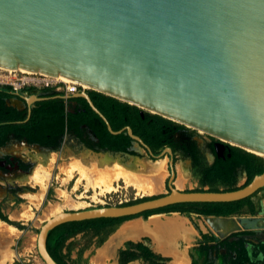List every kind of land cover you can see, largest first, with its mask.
Masks as SVG:
<instances>
[{
    "label": "water",
    "instance_id": "water-1",
    "mask_svg": "<svg viewBox=\"0 0 264 264\" xmlns=\"http://www.w3.org/2000/svg\"><path fill=\"white\" fill-rule=\"evenodd\" d=\"M0 67L85 85L88 89L74 96L86 102L110 135L124 132L152 159L170 150L153 155L130 128L112 131L86 91L135 107L141 116L200 131L263 161L261 174L232 191L183 192L171 186L170 159L166 194L46 220L35 241L43 264H57L45 240L60 224L133 218L178 204L235 202L264 186V0H0ZM19 99L27 106L26 118L30 105L47 100Z\"/></svg>",
    "mask_w": 264,
    "mask_h": 264
},
{
    "label": "rangeland",
    "instance_id": "rangeland-1",
    "mask_svg": "<svg viewBox=\"0 0 264 264\" xmlns=\"http://www.w3.org/2000/svg\"><path fill=\"white\" fill-rule=\"evenodd\" d=\"M56 88L57 90L64 89L62 85L52 89ZM79 90L82 89L79 88ZM13 101L14 99L7 101V104L17 109L23 107L22 103ZM174 142L177 144L184 142L203 149L204 145L209 143L210 140L202 132L183 127V129H179L174 133ZM6 147H9V149L13 147L11 149L15 151H2V148V150L0 149V158L7 157L11 162L16 158L27 165L28 168L26 171H21L15 165L6 166L4 162H0L2 167L0 170V216L8 222L23 228L18 230L15 226L9 225L18 230L19 233L15 235L13 233L10 237L11 240L0 246V263L3 260L2 256L7 253H13L12 261L7 264H43L36 251V235L40 226L46 220L58 214L100 206H115L141 198L160 196L167 192L165 189V182L168 179L167 157L162 156L158 159H152L136 143L131 144L128 153L121 154L89 152L72 136L68 135L63 136L55 150H45L16 142H8L4 148ZM17 151L18 153L14 154ZM175 160L172 164L174 178L171 186L178 191L195 189L197 183L189 175L188 163L178 157ZM146 168L155 170L156 178L159 179V181L158 179L156 181L158 186L156 193L144 194L132 186L125 185L122 182L123 180L118 179L112 182L114 191L100 196L98 188L85 190L86 179L82 178L79 180L81 173L78 170L86 171L96 181H101L102 177L103 179L105 177H113L114 172L121 171L128 176L152 183L153 175L145 171ZM34 169H40L41 172L49 174L50 181L48 180L46 183L47 188L45 187L41 200H38V197L36 199L30 198L41 194L43 190L40 183L18 181V179H22V177H25L24 175L31 173ZM182 169H184V173H181ZM244 180V174L236 171L235 186H242ZM250 201L254 206V215L243 214L230 217L225 221L237 217H256L255 219L260 222L258 229L249 228L251 230L238 231L253 232L259 240L264 241V226L262 227L264 225V191L258 192ZM77 204H81L82 207L79 208ZM180 217L187 226V237L180 235L174 239L175 245L167 243L158 246L153 241V234L147 233L148 235H144L141 238V240L143 239L142 243L147 245L155 254H162V257L170 260L171 263L167 262L165 264H201L204 250L202 247H198L201 243L199 233L207 235L211 233L220 238L221 235H217L211 227L212 222L216 219L213 217H200L194 214L184 217L176 213H162L148 218L144 224L149 226V222H155L158 219L161 221ZM136 219L144 218L138 217ZM2 223L6 224L5 222ZM115 229L116 226L110 232L108 230L101 233L86 231L69 238L65 241L62 249L65 262L67 264H117V251L123 248L125 242H122V244L119 241L114 247L112 245L109 246V240L114 235ZM105 232L107 233L105 234ZM230 232L228 231L223 235ZM175 246L176 250L174 251ZM159 248H163L161 249L162 251ZM177 250L178 253L184 254L187 260L184 261L182 259V262L180 260L182 256L177 253ZM173 258L174 261L172 262ZM210 261H212L210 264H217L213 258ZM130 264L151 263L134 261Z\"/></svg>",
    "mask_w": 264,
    "mask_h": 264
},
{
    "label": "trees",
    "instance_id": "trees-1",
    "mask_svg": "<svg viewBox=\"0 0 264 264\" xmlns=\"http://www.w3.org/2000/svg\"><path fill=\"white\" fill-rule=\"evenodd\" d=\"M9 89L8 87H0V146L6 141V135L12 133L13 137L18 141L23 140L27 144L36 143L45 147L57 148L60 138L64 133H71L80 137L81 130L79 127L85 125L98 140L97 146L99 149L128 153V148L132 143L131 140L124 132L110 135L106 131L104 124L88 108L83 100L77 99V102L81 105L82 111L74 114L65 111L64 102L60 99H48L35 102L30 109L29 116L26 118L25 109L16 110L4 104L3 99L11 97ZM87 92L92 104L105 118L112 131H118L123 127L130 128L132 134L137 136L153 154H157L161 149V140L165 138L162 131L165 127L171 128V126H175L177 128H183L182 126L156 115L144 113L141 117L140 111L135 107L96 92ZM87 145L91 147L90 142H87ZM166 147L171 148L170 145H166ZM226 148L228 157H225L224 161L216 159L212 165L205 167L201 172L199 184H207L209 188L206 191L217 192L220 190L232 191L236 189L234 174L236 169L244 174L245 180L242 186L248 184L253 176L263 172V161L260 157L235 147L226 145ZM18 165L20 169L24 171L28 168L27 165L21 162H19ZM193 191L202 190L195 189ZM260 191H264V186L251 196L235 202L178 204L154 212H146L141 214V216L145 218L151 213L178 211L180 213L192 212L202 216L227 217L239 215L242 209L246 210L247 213L251 215L254 213V206L250 199ZM151 198L154 197L141 198L122 205L138 203ZM126 219L129 218H99L60 224L48 231L45 240L46 251L57 264H67L65 262V256L62 253L66 240L86 231L101 233L108 230V232H110V230ZM0 221L8 225H13L18 230L23 229L22 227L8 222L1 216ZM106 233L107 232H105V234ZM246 233L248 232H242V234ZM232 244L237 247L234 249L237 257L235 260L231 261V264H264V243L258 242L256 244L257 250L254 256L256 253H262L263 255L262 261L257 262L248 260L243 242L239 241ZM138 257L149 260L150 262L152 261L151 263H154L153 260L165 261V259L150 252L140 242H126L124 249L118 250L117 252L118 264H127V262Z\"/></svg>",
    "mask_w": 264,
    "mask_h": 264
},
{
    "label": "flooded vegetation",
    "instance_id": "flooded-vegetation-1",
    "mask_svg": "<svg viewBox=\"0 0 264 264\" xmlns=\"http://www.w3.org/2000/svg\"><path fill=\"white\" fill-rule=\"evenodd\" d=\"M9 90H10L9 94H11V97L3 99L4 104L6 106L12 107L16 110L25 109V111H26L27 106L19 98L26 97L29 95H33V96L38 97V98H46L47 100L48 99H60L64 102L65 111L69 112L71 114L82 111L81 105H80V103L77 102V99H81V100H83V99L80 97L74 96V95L79 94V92L81 91V90H79V88L75 89L71 93H66L65 88L64 89L62 88L60 90H57V88L56 89L38 88V89H33V90H30L27 88H22V89H18V90H11V89H9ZM85 93L88 96V92L86 91ZM88 98H89V96H88ZM13 99L19 103H22L23 107L21 109H17L14 106L7 104V101H10ZM33 104L30 105L29 109H31ZM79 128L81 130V134H80L81 136L80 137H77L71 133H64L61 136L60 141L63 138V136L68 135V136H72L76 141H78L80 143V145L85 150H87L89 152L121 154V152H111V151L99 149L97 146L98 140L96 139L95 135L91 132V130L88 129V127L85 125H81ZM179 129H183V128H177L175 126H171V128L165 127V129L162 131V134L164 135L165 138H163L161 140L162 146H161V149L158 151V153H160L163 149L168 148L170 150V155L165 153L163 156H166L168 161L171 159L172 164L176 161L175 160L176 157L181 158L184 162L186 161L188 163L189 175L197 183V187L195 189H201L202 191H206L209 188V186L207 184H204V185L199 184V180L201 178V172L205 167L212 165L216 159H219L220 161H224L225 160L224 158L228 157L226 145H224V144H222V143H220V142H218V141H216V140H214L208 136L207 137L209 138L210 142L207 143L206 145H204L203 149L197 148L196 146L191 145V144H186L184 142L177 144L174 142V133L177 132ZM5 138H6V141L4 142V144L2 146H0L1 150L3 148L2 151H4V149L7 148V147L6 148H4V147L8 142H16L18 144L23 143V144L28 145V146H36L38 148L45 149V150H55L56 149V148L41 146V145H38L36 143L27 144L23 140L18 141L13 137L12 133H8ZM87 142L91 143V147H89V145H87ZM166 145H170L171 148L166 147ZM218 147L220 148V151L218 150ZM129 148H128V150H129ZM145 153L147 154L146 151H145ZM157 154H153V155H157ZM147 156H148V154H147ZM0 162H4V165H6V166L7 165L8 166H14L15 165L19 170L24 171V170L20 169V167L18 165V163L21 161L16 159V158L13 159V161L11 162V161H9V158L3 157V158H0ZM21 163H23V162H21ZM1 168L2 167L0 166V170H1ZM167 171H168V177H169L170 173L168 170V166H167ZM236 171H239V170L236 169L235 173H236ZM166 182H167V180H166ZM166 182H165V189H166V191H168L167 186H166ZM195 189H193V190H195ZM193 190H189V191H193ZM183 192H187V191H183ZM153 197H156V196H153ZM168 213H176V214H179V215L184 216V217L187 215H191V214H194V215L200 216V217H216V216H202V215H198V214H195L192 212L180 213L178 211H174V212H168ZM168 213H165V214H168ZM157 214H162V213H151L150 215H148L145 218L142 216H138V217H142L144 219H147V218H149L151 216H155ZM243 214L244 215H250L247 213L246 210L242 209V211L239 215H243ZM239 215H233V216H239ZM252 215H254V213L251 214L250 216H252ZM138 217L129 218V219H126L125 221L135 219ZM242 232H248V233L242 234ZM199 237H200L199 240H201V243L199 241L200 245H198V247L200 246L204 250L201 264H210L212 262V261H210L211 258H213L217 264H231V261L235 260L237 257L236 252L234 250L237 247H236V245H233L232 243H237L239 241L243 242V247L246 251V257L248 258L249 261L257 262V261H262V259H263L262 253H256V255L254 256V253L257 250L256 244L258 242L264 243V241L259 240V238L253 234V232L231 231L228 234L221 235L220 238H217L216 236H214L211 233L209 235H207V234H203L200 232ZM137 242H140L145 248H147L150 252L155 254L147 245L142 243L143 239L140 241H137ZM125 243H124V245H125ZM131 243H136V242H131ZM124 245H123L122 249H124ZM122 249H119V250H122ZM155 255H158V254H155ZM158 256L161 257L160 255H158ZM161 258L165 259V261H159V260L154 261L153 260L154 263H151L152 261L150 262L149 260H144L143 258L138 257L132 261L127 262V264H130L134 261H142V262L151 263V264H162V263L165 264L167 262H170V260H168L167 258H164V257H161ZM117 264H118V258H117Z\"/></svg>",
    "mask_w": 264,
    "mask_h": 264
},
{
    "label": "bare ground",
    "instance_id": "bare-ground-1",
    "mask_svg": "<svg viewBox=\"0 0 264 264\" xmlns=\"http://www.w3.org/2000/svg\"><path fill=\"white\" fill-rule=\"evenodd\" d=\"M0 70H12V69H6V68L0 67ZM14 70H17L20 72H26V73H35V72H30V71L22 70V69H14ZM41 75H44L46 77H50L52 82L63 84L66 87L75 85V86H78L79 88H81L82 90L88 89L85 85L79 84L77 82H74V81L69 80L67 78H64L62 76H47L45 74H41ZM13 102L17 103V101H15V100ZM198 132H200V131H198ZM11 148H13V147H11ZM11 148L9 149V147H7V149H4V151L14 152L15 150H12ZM218 150L220 151L219 147H218ZM17 153H18V151L15 152L14 154H17ZM78 171H79V173H81V177L79 178V180L82 178L86 179L85 190H87L88 188H90V189L92 188L93 190L95 188H98L100 190V192H99L100 196H103L104 194H107V193H110L111 191H114V188L112 187V185H113L112 182L117 181L118 179L123 180L122 182H124L125 185L132 186L144 194L145 193H149V194L156 193V191L158 190V186L156 185L157 184L156 181L158 178H156L155 170H152L150 168H146L145 171H147V172L151 173V175H153L152 183H149V181L147 183L146 180L141 181V179H139V178L128 176L121 171L114 172L113 177H105L104 179L102 177L101 181H99V180L96 181L94 178H93L94 179L93 180L92 177L86 173V171L85 172L81 171V170H78ZM181 173H184V169H182ZM24 176L25 177H22V179H18V181H20V182L35 181L37 183H40L43 191H41V194L39 196H31L30 198L36 199V197H38L37 199L41 200V198L43 197V192H44L45 187H46V183L49 180V174L41 172L40 169L39 170L34 169L33 171H31V173H27ZM158 181H159V179H158ZM77 206L79 208L82 207L81 204H77ZM71 207H73V206H71ZM152 217H155V216H152ZM152 217H149V218H152ZM157 221H159V219L156 220L155 222H157ZM173 224H174L173 228H171V229L177 230L175 228V223H173ZM211 227L214 229V231L217 233V235H223L224 233H226L228 231H233V230H237V229H249V228L260 227V222L257 221V219H255V218H232V220H227V221L215 220L212 222ZM13 233L15 235V234H18L19 232L14 227L0 222V246L4 245L5 243H8V241L11 240L10 237ZM2 257H3V260L1 261L0 264L10 263L12 261V258H13V253H9V254L7 253L6 255H4Z\"/></svg>",
    "mask_w": 264,
    "mask_h": 264
},
{
    "label": "crops",
    "instance_id": "crops-1",
    "mask_svg": "<svg viewBox=\"0 0 264 264\" xmlns=\"http://www.w3.org/2000/svg\"><path fill=\"white\" fill-rule=\"evenodd\" d=\"M147 219L145 220L144 219H139V220L131 219V220L123 221L122 223H120L114 230V235H112V237L109 240V246L112 245L114 247V245L117 244L119 241L121 243L128 242V241L129 242L140 241L141 238L144 237V235H148L147 233L153 234V241L158 246H161L167 243H171L172 245H175L176 243L174 242V239L178 238L180 235L185 236V237L188 236L187 231H186L187 226L184 224L183 219H181V217L165 219V220L157 221L155 223L149 222L148 224L149 226L144 224ZM173 223H175V228L177 230L171 229L173 228V225H174ZM159 249L161 250L163 248H159ZM175 250H176V246H175L174 251ZM177 253H178V250H177ZM178 254H181L182 258L180 260L182 262L183 260L184 261L187 260L184 254L183 255L182 253H178ZM173 261H174V258L172 259V262Z\"/></svg>",
    "mask_w": 264,
    "mask_h": 264
},
{
    "label": "built area",
    "instance_id": "built-area-1",
    "mask_svg": "<svg viewBox=\"0 0 264 264\" xmlns=\"http://www.w3.org/2000/svg\"><path fill=\"white\" fill-rule=\"evenodd\" d=\"M59 85L65 88L66 93H71L78 86L72 85L69 87L60 83H54L50 77L41 75L40 73H26L17 70H0V87H8L11 90L22 88L38 89V88H55Z\"/></svg>",
    "mask_w": 264,
    "mask_h": 264
}]
</instances>
